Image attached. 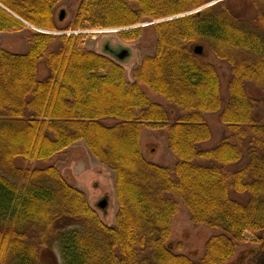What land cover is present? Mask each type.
Segmentation results:
<instances>
[{
	"label": "trees",
	"instance_id": "16d2710c",
	"mask_svg": "<svg viewBox=\"0 0 264 264\" xmlns=\"http://www.w3.org/2000/svg\"><path fill=\"white\" fill-rule=\"evenodd\" d=\"M64 1L0 0L12 13L0 7V33L30 32L26 54L0 45V264H43L46 253L61 264H227L247 236L260 244L264 107L248 86L264 94V0L244 10L243 0H224L195 14L219 0H81L60 30L55 10ZM146 22H159L156 50L132 82L122 63L86 48L85 34H48L129 29L119 35L132 41L143 30L132 28ZM194 46L229 66L225 100L216 67ZM216 114L229 135L200 149L212 138L205 117ZM145 130L167 132L173 167L144 158ZM80 142L114 174L115 227L57 167L17 164L48 163ZM179 202L214 233L197 262L168 245Z\"/></svg>",
	"mask_w": 264,
	"mask_h": 264
},
{
	"label": "rangeland",
	"instance_id": "374dc122",
	"mask_svg": "<svg viewBox=\"0 0 264 264\" xmlns=\"http://www.w3.org/2000/svg\"><path fill=\"white\" fill-rule=\"evenodd\" d=\"M80 3L81 0H65L57 6L55 20L60 30H64L73 23ZM236 6L239 10H244L249 6V2L247 0L239 1ZM62 11L65 12V17L63 21H60L59 16ZM155 23L146 22L133 27L132 29L141 28L143 30L142 35L132 41L123 40L119 35L120 29L82 31L86 35L85 46L88 50L100 54L105 52L104 47L106 45H109L113 49L124 48L130 50V58L122 64L128 81L132 82L133 72L141 65L143 59L155 54ZM29 28L32 29L31 27ZM71 33L73 32H58L56 34L69 35ZM29 35V30L0 33V45L10 53L26 54L29 50ZM195 48L194 46L191 49L195 50ZM202 56L204 60L216 67L221 77L222 98L225 100L228 96L227 85L231 74L229 66L218 61L210 51L206 50ZM39 69V79L43 80L47 77L48 70L44 65H40ZM248 90L250 94L258 97L257 99L261 102L260 109H262L264 107V94L251 85L248 86ZM144 91L155 103L163 105L168 110L170 109L161 97L154 95L147 88H144ZM205 118L212 130V138L209 142L202 144L200 149L215 148L223 138L229 135V131L226 126L221 124L219 115H208ZM105 124L113 125L115 121L108 120ZM166 133L165 130H145L141 136L142 153L144 158L150 163L164 167H173L176 164V158L168 148ZM245 162L243 161L233 169L240 168ZM17 164L19 166L38 168L47 166L57 167L60 174L74 188L84 193L89 204L98 212L102 221L109 227L116 226L118 204L115 194L114 174L108 167L103 166L92 157L84 143H76L48 163L29 164L18 161ZM236 198L238 200L244 199L242 196H236ZM104 200H107L108 205L103 210L99 208V203ZM179 203V213L172 223L171 238L168 245L173 254L184 255L192 261L197 262L203 258L206 243L214 233L204 226L194 225L189 211L181 202ZM41 259L43 264H61L56 256L49 253L44 254ZM227 264H264V234L260 244L254 243L253 238L247 236V242L240 246L235 257Z\"/></svg>",
	"mask_w": 264,
	"mask_h": 264
},
{
	"label": "water",
	"instance_id": "95a60500",
	"mask_svg": "<svg viewBox=\"0 0 264 264\" xmlns=\"http://www.w3.org/2000/svg\"><path fill=\"white\" fill-rule=\"evenodd\" d=\"M220 1H224V0H219V1L215 2L214 4L208 5V6L204 7V8H202V9H200V10L194 12V13H190V14H195V13H197V12H199V11L205 9V8H208V7H210V6H213V5L217 4V3L220 2ZM0 7H1L2 9H4L5 11H7L8 13H10L8 10H6V9H5L4 7H2L1 5H0ZM10 14H12V13H10ZM64 17H65V12L62 11V12L60 13L59 20H60V21H63ZM159 22H160V21H159ZM159 22H156L155 24H157V23H159ZM161 22H162V21H161ZM26 25H27L28 27H31V26H29L28 24H26ZM31 28H32L34 31L41 32V31H39V30H37V29H35V28H33V27H31ZM46 34H47V33H46ZM50 34H51V33H50ZM104 51H105V53L109 54L110 56H112L115 60H117V61L120 62V63H124V62H125L126 60H128V59L130 58V56H131V52H130V50H128V49H124V48L113 49V48L110 47L109 45H106V46L104 47ZM194 52H195L196 55H199V56H202V55H203V50H202V48H201L200 46H197V47L195 48ZM107 205H108L107 200L101 201V202L99 203V208H101V209L104 210V209L107 207Z\"/></svg>",
	"mask_w": 264,
	"mask_h": 264
}]
</instances>
